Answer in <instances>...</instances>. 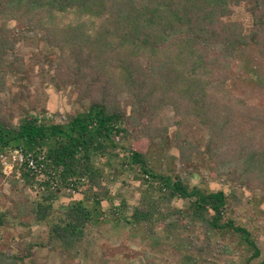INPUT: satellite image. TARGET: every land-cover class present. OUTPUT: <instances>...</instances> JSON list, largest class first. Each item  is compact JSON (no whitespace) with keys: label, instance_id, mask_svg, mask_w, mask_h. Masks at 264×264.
I'll list each match as a JSON object with an SVG mask.
<instances>
[{"label":"trees","instance_id":"1","mask_svg":"<svg viewBox=\"0 0 264 264\" xmlns=\"http://www.w3.org/2000/svg\"><path fill=\"white\" fill-rule=\"evenodd\" d=\"M240 6L251 17L248 27L233 18ZM0 20L17 26L16 32L0 27V91L7 70L25 67L18 57L7 62L6 53L32 31L46 32L61 51L58 79L79 85L81 110L67 113L62 122L30 112L14 122L0 104V154L20 146L43 150L49 168H63L64 185L72 177L78 178L80 191L87 186L85 198L70 201L51 224L47 245L78 256L79 247L92 244L88 237L105 221L102 199L109 195L102 184L105 168L96 161L110 156L106 166L111 167V157L122 147V170L139 169L136 178L148 187L132 214L114 210L130 224L132 235L141 234L160 253L175 249L181 264H220L223 255L228 264H264L259 226L231 215L246 204L251 209L261 204L260 197L242 198L240 189L264 193V0H0ZM30 60L34 68L45 56ZM165 103L198 117L208 131L204 152L186 138L178 143L181 162H192L193 152L206 153L209 173L236 183L228 192L211 190L203 184L205 176L200 184H190L180 173H159L147 153L116 141L133 131L139 137L148 132L152 142L165 137L167 128L153 127ZM15 171L10 181L18 194L21 178L30 185L35 178L24 169L17 179ZM4 177L0 164V180ZM61 193L48 190L36 199L26 193V200L17 202L19 223H29L25 213L37 222L47 220ZM10 214L0 208V228L18 224ZM161 222L167 223L166 236L156 230ZM175 235L178 244L171 241ZM41 243L30 242L27 249ZM24 261L25 256L0 250V264Z\"/></svg>","mask_w":264,"mask_h":264},{"label":"rangeland","instance_id":"2","mask_svg":"<svg viewBox=\"0 0 264 264\" xmlns=\"http://www.w3.org/2000/svg\"><path fill=\"white\" fill-rule=\"evenodd\" d=\"M248 14L246 8L240 6L235 8L233 18L245 22L246 27H248L251 23V17ZM0 27L13 29L14 32L17 28L16 22L6 20H0ZM25 35L26 37L18 41L15 48L10 49L5 55L7 62H12L17 57L20 60L23 59L25 67L22 71H6L7 81L5 89L0 91V104L4 108L5 114L14 122H18L22 116L29 112L62 122L67 113L81 110V104L78 102L79 85L64 84L56 76L57 62L61 51L50 44L46 32L32 31L25 33ZM33 56H45V60L33 68L30 60ZM120 99L125 109L129 110L130 102L127 94H120ZM83 103L88 104L89 99H85ZM153 127L167 128L165 137L152 142L148 139V132H142L144 136L139 137L133 131L128 139L121 138V141L118 139L116 141L123 147L132 145L134 150L147 153L151 164L159 173L171 175L180 173L184 180L190 184H200L202 176H205L206 181L203 184L206 183L211 190L224 189L228 192L231 187L235 186V182L228 181L222 174L209 173L206 166V153L198 154L195 152L194 155L193 152L192 162L189 161L188 164L181 162L178 143L183 139L186 138L202 152L206 149L208 131L198 117L188 115L185 112L179 114L176 106L165 103L162 105L157 118L153 120ZM115 152L118 153H116L118 156L111 157L114 167L106 166L110 156L96 161L99 166L105 168L102 184L109 191V195L102 199L105 221L94 230L92 229L91 237H88L92 244L88 246L86 241L84 246L79 247L78 256H75L72 250L65 249L60 245L51 247L47 245V241L50 236L51 224L70 201L85 198L83 190L87 186H84L77 194L66 192L59 194L53 203V213L47 220L37 222L25 213V221L29 223L22 224L19 223L20 209L17 202L21 204L25 201L26 193L30 194L32 199H36L46 192L38 193L33 187L34 183L30 185L16 176L17 179H20L21 192L13 194L10 175L8 176L3 172L5 177L0 180V208L10 209L9 217H16L18 224L8 228H0V250L10 256H25V261L19 264H147L149 261L150 264H181L180 255L175 249H168L163 253L157 252V249L153 248L141 234H131V226L126 220L115 216L114 210L116 208H121L122 214H132L133 207L140 202L141 194L148 189L147 183L136 178V176L140 177L139 169H136L135 172L127 169H125L126 171L122 170L121 164L126 155L125 150L119 147ZM240 193L242 198L246 200L260 197L261 204L259 207L254 208L256 206L254 204L255 206L251 209L250 204L242 206L241 203L238 206V209L242 206L240 212H232L231 215H239L238 220L243 224L251 225L253 223L259 226L257 232L264 254V193L250 187L240 189ZM153 196L157 197L155 194ZM174 202L177 205L183 203L181 200ZM124 204H127L128 207L125 208ZM166 225V222H161L155 226L158 233L163 236H166ZM179 238L175 235L171 241L178 244ZM34 241L42 243L29 251L27 246ZM234 243L231 242L232 246ZM229 259L227 255H223L220 264H228ZM229 264H237V262L231 260Z\"/></svg>","mask_w":264,"mask_h":264},{"label":"built area","instance_id":"3","mask_svg":"<svg viewBox=\"0 0 264 264\" xmlns=\"http://www.w3.org/2000/svg\"><path fill=\"white\" fill-rule=\"evenodd\" d=\"M0 164L6 175H11L16 169L17 177H22L23 170L30 172L35 178L33 187L35 190L48 193V190L75 193L80 190L76 185L78 178H71L66 185L60 180L63 168H49L48 156L43 150H27L24 147H11L0 154ZM85 181V179H82ZM49 187V188H48Z\"/></svg>","mask_w":264,"mask_h":264}]
</instances>
